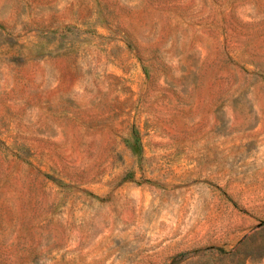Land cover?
<instances>
[{
	"label": "rangeland",
	"instance_id": "374dc122",
	"mask_svg": "<svg viewBox=\"0 0 264 264\" xmlns=\"http://www.w3.org/2000/svg\"><path fill=\"white\" fill-rule=\"evenodd\" d=\"M0 264H264V0H0Z\"/></svg>",
	"mask_w": 264,
	"mask_h": 264
}]
</instances>
